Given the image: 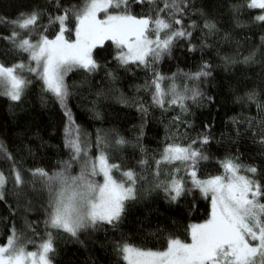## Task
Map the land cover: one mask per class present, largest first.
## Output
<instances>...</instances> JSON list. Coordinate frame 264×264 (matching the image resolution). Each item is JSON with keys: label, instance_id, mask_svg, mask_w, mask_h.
Listing matches in <instances>:
<instances>
[{"label": "trees", "instance_id": "trees-1", "mask_svg": "<svg viewBox=\"0 0 264 264\" xmlns=\"http://www.w3.org/2000/svg\"><path fill=\"white\" fill-rule=\"evenodd\" d=\"M83 2L59 0L58 8L56 0H0V63L31 64L28 53L5 37L15 30L19 39L35 42L41 33L52 39L59 26L49 24V18L65 8L79 9ZM249 2L187 0L182 5L183 14H176L183 23L174 28L182 27L191 36L176 39L170 51L158 60L149 58L147 65L138 61L124 64L118 59L122 49L105 41L92 52L98 64L96 70L77 68L66 75L70 93L67 110L89 146V158L94 159L103 150L110 163L120 166L113 170L118 179L127 170L137 177V198L126 202L115 225L101 222L76 237L45 223L50 192L32 172L42 168L53 174L62 170L67 161L71 163L67 174L78 175L84 157L73 161L66 146L65 130L70 125L65 107L44 90L43 82L34 73L21 72L30 81L21 99L13 101L0 94V143L5 149L0 153V172L8 178L4 199L0 200V244L6 242L9 229L15 226L20 241L30 249H37L51 233L52 264H127L119 250L125 243L145 250H164L169 237L189 242V226L210 216V198L193 190L172 201L156 187L171 179L176 167L181 168L179 175L187 179L180 162L161 164L156 174L155 162L168 144L187 146L198 141L192 147L209 158L199 163L200 179L223 174L220 162L235 158L245 167L255 166L258 172L253 178L264 184V23L255 20L264 10L246 7ZM162 6L161 0L154 4L131 3L130 10L137 16L155 17ZM32 10L42 15L31 32L4 22ZM161 15L167 18L166 13ZM209 22L215 24L214 30L205 28ZM74 27L70 16L69 31L65 33L69 40L75 38ZM202 69L210 75L199 80L190 78ZM156 74L164 77L161 85L167 95L163 107L153 100ZM173 88L186 97L194 88L203 95L196 100L185 99L183 107L173 105L168 103L173 98ZM250 94H254L253 99H249ZM208 97L213 98L211 102ZM204 136L209 138L208 143H199ZM98 139L103 143L98 145ZM120 139L125 143L117 144ZM15 171L20 172L23 184H15ZM241 172L251 176L243 169ZM185 187L191 188V184Z\"/></svg>", "mask_w": 264, "mask_h": 264}, {"label": "snow or ice", "instance_id": "snow-or-ice-1", "mask_svg": "<svg viewBox=\"0 0 264 264\" xmlns=\"http://www.w3.org/2000/svg\"><path fill=\"white\" fill-rule=\"evenodd\" d=\"M59 8V0H56ZM156 0H84L79 9L65 8L59 15L49 18V24H57L59 31L50 39L41 33L39 39L33 42L30 38L19 39V32L13 31L6 39H10L16 47L28 53L29 60L35 62L25 65L17 63L6 66L0 63V94L8 96L13 101L21 99L22 93L30 81L19 73L27 70L34 73L43 82L46 92H50L69 116V127L66 128V146L72 152L73 161H81L78 175L67 174L70 162H64L62 170L49 174L45 169L38 168L32 174L40 178L48 186L50 192V211L45 223L53 228L63 230L76 237L82 230L95 227L104 222L115 225L124 211L127 201L135 200L136 174L124 171L123 180L113 176V170H119V165L110 163L109 156L101 150L92 159L88 156V144L81 138V130L74 126L70 110H67V99L70 95L65 77L77 68L89 72L96 70L97 62L92 58L93 49L103 46L105 41L113 42L121 51L118 59L127 64L139 62L147 65L149 58L158 60L164 52L170 51L173 42L179 38L191 36L184 28H174L183 21L176 14H183L187 0H161L162 7L156 10V16L134 15L130 4H154ZM246 7L264 10V0H250ZM103 13V18H98ZM161 13H166L167 18ZM42 13L32 10L30 13H20L16 20L4 21L14 28L31 32L41 18ZM75 21L74 36L69 40L65 33L69 31V17ZM264 23V14L255 17ZM205 28L215 29L214 23H206ZM163 34V36H162ZM245 58V63L251 60ZM207 68V65L204 66ZM210 75L203 69L191 75V79L199 80ZM164 77L156 74L153 81L155 94L153 100L163 107L167 95L161 87ZM187 91V90H186ZM191 96L178 94L172 89L173 98L169 104H180L183 107L185 99L196 100L203 94L196 88L191 89ZM254 94L249 95L253 99ZM209 102L212 97L207 98ZM204 136L199 143L207 144ZM192 144L181 146L168 144L161 158L156 160L157 172L161 164L180 162L187 179L180 176V167L173 169L171 179L156 185L161 188L172 201L177 200L185 192L198 190L205 198H210V217L202 223L189 226L190 242L169 237L164 250L141 249L125 243L120 247L122 258L127 264H264V184L252 177L258 172L255 166H243L235 158H225L220 162L223 174L198 177L200 161L208 160L202 150L193 148ZM264 143V136L261 137ZM103 141L98 139V145ZM123 144V139L117 140ZM0 153H5L0 143ZM8 158H11L8 155ZM142 163H145L142 161ZM251 174L241 175V170ZM102 176L103 182L94 179ZM7 177L0 172V200L4 199V186ZM15 184L24 183L19 171L14 172ZM186 183L191 188H186ZM31 227V225H29ZM29 243H32L29 241ZM54 252L51 233L47 239L37 246L36 251H27L26 245L20 242L15 226L9 229L6 242L0 244V264H52L49 254Z\"/></svg>", "mask_w": 264, "mask_h": 264}, {"label": "rangeland", "instance_id": "rangeland-1", "mask_svg": "<svg viewBox=\"0 0 264 264\" xmlns=\"http://www.w3.org/2000/svg\"><path fill=\"white\" fill-rule=\"evenodd\" d=\"M263 14H264V12H263ZM103 15H104L103 13H100L98 18H101V19H102V18H103ZM122 51H126V49H122ZM23 64H24V63H23ZM31 66H32V67H35V62H31ZM19 74H20V73H19ZM161 87H162V85H161ZM127 171H128V170H127ZM131 171H132V170H131ZM123 172H124V171H122V173H123ZM112 174H113L114 178L117 179L118 181L124 179V177L121 178V179H118V178L115 176L114 173H112ZM240 174H241V175H244L243 172H241ZM73 176H74V175H73ZM98 177H99V178H97V179L94 178V179L96 180L97 183H102V182H103V178H102V176H98ZM252 178H253V177H252ZM209 217H210V216H209ZM209 217H208V218H209ZM202 222H204V221H202ZM202 222H199V223H202ZM20 242H21V241H20ZM42 242H43V241H42ZM42 242H41V243H42ZM189 242H190V241H189ZM21 243L26 245V250H27V251H36V250H37V249H30V248L28 247L27 243H24V242H21ZM135 247H137V246H135ZM138 248H139V247H138ZM146 250H147V249H146Z\"/></svg>", "mask_w": 264, "mask_h": 264}]
</instances>
